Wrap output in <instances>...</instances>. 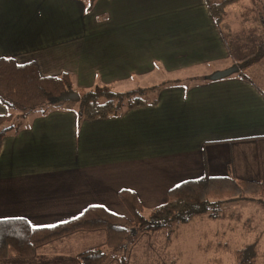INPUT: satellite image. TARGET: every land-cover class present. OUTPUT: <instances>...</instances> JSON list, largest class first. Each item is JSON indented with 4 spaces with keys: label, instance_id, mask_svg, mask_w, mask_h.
Here are the masks:
<instances>
[{
    "label": "crops",
    "instance_id": "0c3cea01",
    "mask_svg": "<svg viewBox=\"0 0 264 264\" xmlns=\"http://www.w3.org/2000/svg\"><path fill=\"white\" fill-rule=\"evenodd\" d=\"M208 1L222 0H97L90 12L88 0H0V58L36 63L43 77L70 74L78 93L96 84L164 86L146 93L151 105L117 118L79 120L72 102L24 118L0 151V220L49 227L92 206L128 215L123 190L149 214L188 180L264 183V56L243 71L252 83L239 72L207 78L264 44V0H237L220 26ZM155 75L158 86L135 87ZM165 232L140 234L124 264H170L159 259ZM107 241L104 229L78 230L0 264H81L80 254Z\"/></svg>",
    "mask_w": 264,
    "mask_h": 264
},
{
    "label": "trees",
    "instance_id": "16d2710c",
    "mask_svg": "<svg viewBox=\"0 0 264 264\" xmlns=\"http://www.w3.org/2000/svg\"><path fill=\"white\" fill-rule=\"evenodd\" d=\"M96 1L88 0L87 12L93 9ZM236 1H208L218 26L225 17L226 8ZM259 14L264 26V13ZM263 56L264 44L237 63L240 69L238 75L252 83L251 78L243 75V71ZM163 87L118 92L112 86L96 84L79 93V120L117 118L130 109L151 105L152 102L146 101L143 96ZM71 90L73 79L70 74L43 77L36 63L18 64L12 58H0V102L8 109V114L0 116V151L4 138L9 134H17L22 128L23 121L14 124V119L21 120L36 113L44 115L60 105L70 104L69 101L57 102V98ZM120 195L128 215L115 214L102 206H92L72 220L49 227H35L23 218L0 220V260L33 257L38 247L65 235L78 230L104 229L108 234L107 246L80 254L79 261L81 264H107L108 250L130 248L139 234L166 230L169 242L171 230L176 223H187L196 215L216 212L227 204L252 202L257 196L264 195V183L237 180L229 176L188 180L171 188L168 200L149 214L145 213L135 192L123 190ZM218 249L233 256L232 264H264V249L258 241L238 247H232L230 242L220 243ZM213 259L217 264L224 262L222 257ZM126 260V256L119 258L121 264Z\"/></svg>",
    "mask_w": 264,
    "mask_h": 264
},
{
    "label": "rangeland",
    "instance_id": "374dc122",
    "mask_svg": "<svg viewBox=\"0 0 264 264\" xmlns=\"http://www.w3.org/2000/svg\"><path fill=\"white\" fill-rule=\"evenodd\" d=\"M160 78H163V76L155 75L153 78L137 79L139 85L135 87L158 86L163 80ZM178 80L180 79L172 78L168 81L178 84ZM134 82V80H131L130 83L133 85L135 84ZM132 85H122L123 87L121 90L127 91L129 89L128 86ZM155 92L157 93L158 91ZM143 98H152V94H146ZM71 104L76 107L79 106V102H72ZM19 121H23V119H14L12 123L17 124ZM262 202H264V195H259L257 199L252 202L227 204L216 212L196 215L187 223H176L171 230L170 241L166 242L164 238L161 241V244H164L162 248L164 255L158 258H164L170 264H217V261L214 260L213 257H222L224 259L223 264H232L233 256L223 252L222 249H218L220 243L230 242L232 247H238L258 241L259 245L261 242L262 249H264V205H262ZM154 208L155 207L152 209ZM149 210L148 208V211ZM247 222L250 223L249 226L246 225ZM249 229H251V231H249ZM145 233L156 234L157 232ZM165 233L167 236V231ZM153 243L155 245L157 244L155 249L159 250L160 243L156 241ZM143 245L147 246V241H145ZM131 247L125 250L130 251ZM206 248L207 251L205 252ZM125 250H108L107 262L113 257L120 258L121 256H126V259H128L129 251L127 252Z\"/></svg>",
    "mask_w": 264,
    "mask_h": 264
},
{
    "label": "water",
    "instance_id": "95a60500",
    "mask_svg": "<svg viewBox=\"0 0 264 264\" xmlns=\"http://www.w3.org/2000/svg\"><path fill=\"white\" fill-rule=\"evenodd\" d=\"M239 67L237 64L233 65L232 67L225 69V70H220L212 73L209 75L207 78L208 80L216 81L224 78H228L236 73L239 72ZM81 97L78 92L71 90L68 92L62 93L58 98L57 102H75L78 103L80 102Z\"/></svg>",
    "mask_w": 264,
    "mask_h": 264
}]
</instances>
